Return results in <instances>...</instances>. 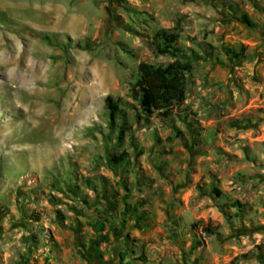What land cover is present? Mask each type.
Instances as JSON below:
<instances>
[{"label":"rangeland","instance_id":"rangeland-1","mask_svg":"<svg viewBox=\"0 0 264 264\" xmlns=\"http://www.w3.org/2000/svg\"><path fill=\"white\" fill-rule=\"evenodd\" d=\"M161 28L194 70L182 116L130 110L135 149L105 98L170 62ZM105 262L264 264V0H0V264Z\"/></svg>","mask_w":264,"mask_h":264},{"label":"trees","instance_id":"trees-1","mask_svg":"<svg viewBox=\"0 0 264 264\" xmlns=\"http://www.w3.org/2000/svg\"><path fill=\"white\" fill-rule=\"evenodd\" d=\"M242 19L249 25H253L252 19L247 13H242ZM179 35L172 30L161 28L151 39V46L158 56H166L170 58V62L166 64H154L149 62H141L138 66V79L132 85L129 96L132 102L123 98H114L108 95L105 98V107L109 117V128L116 133V140L119 144L124 143L128 138L129 144L137 149L138 142L133 130L132 124L129 123L130 110L138 122L141 120L149 121V118L157 113L163 119H170L175 116H182V111H177L184 105L187 99L188 77L194 70V62L190 55L178 46ZM229 56L242 57L243 53H237L231 48H224ZM244 51V48L241 49ZM193 52V51H192ZM208 55H212L208 49L205 50ZM184 118V117H182ZM185 119V118H184ZM173 141V138H169ZM109 165L112 168L122 167L131 161L130 153L123 150L120 153L111 154L109 156ZM139 171H136V174ZM102 183L106 182V178L100 176ZM124 179V178H122ZM89 188L97 190L98 185L91 182L89 178L84 179ZM139 184V180H137ZM120 185L130 192L131 190L123 180ZM127 199V195H124ZM124 199V216H135L144 220L141 214L139 201L134 205ZM240 205L239 202L236 203ZM237 205L234 204V207ZM92 228L95 232H103L105 224L100 221L93 223ZM208 229H206L207 231ZM103 239L109 240V235H101ZM130 241L129 237H127ZM99 244V241H94ZM130 242H127L129 245ZM128 252H121L120 259L126 260ZM128 264H131L128 262Z\"/></svg>","mask_w":264,"mask_h":264},{"label":"built area","instance_id":"built-area-1","mask_svg":"<svg viewBox=\"0 0 264 264\" xmlns=\"http://www.w3.org/2000/svg\"><path fill=\"white\" fill-rule=\"evenodd\" d=\"M103 246H106V244H105V243H103Z\"/></svg>","mask_w":264,"mask_h":264},{"label":"crops","instance_id":"crops-1","mask_svg":"<svg viewBox=\"0 0 264 264\" xmlns=\"http://www.w3.org/2000/svg\"><path fill=\"white\" fill-rule=\"evenodd\" d=\"M106 264H107V262H105ZM105 263H103V264H105Z\"/></svg>","mask_w":264,"mask_h":264}]
</instances>
